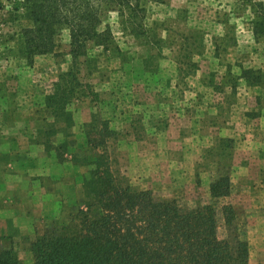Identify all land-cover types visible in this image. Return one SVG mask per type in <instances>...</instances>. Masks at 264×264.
<instances>
[{
  "label": "rangeland",
  "instance_id": "1",
  "mask_svg": "<svg viewBox=\"0 0 264 264\" xmlns=\"http://www.w3.org/2000/svg\"><path fill=\"white\" fill-rule=\"evenodd\" d=\"M14 1L0 0V246L32 264L30 243L85 207L87 167L73 157L89 153L86 132L106 120L120 183L182 209L231 204L248 264H264V34L251 22L264 26V0L253 1L263 11L244 0H144L143 35L109 11L107 43L73 60L63 29L54 53L31 65L17 51ZM69 71L79 85L67 125L44 99ZM226 174L229 197L212 200L210 184Z\"/></svg>",
  "mask_w": 264,
  "mask_h": 264
},
{
  "label": "trees",
  "instance_id": "2",
  "mask_svg": "<svg viewBox=\"0 0 264 264\" xmlns=\"http://www.w3.org/2000/svg\"><path fill=\"white\" fill-rule=\"evenodd\" d=\"M142 1L15 0L11 20L20 24L19 57L31 65L37 56L52 55L63 29L68 31L71 58L84 56L88 43L99 46L110 40L109 25L99 30L109 11H116L132 23V32L143 35ZM244 1L263 11L260 2ZM251 22L255 36L264 34L262 22ZM250 74L242 71L247 81ZM78 85L72 71L60 74L44 99L53 117L67 125L72 122V88ZM95 130L91 127L86 132L89 153L73 157L74 164L87 167L82 182L85 207L68 224L54 223L30 243L32 264H248V242L231 204L212 202L182 209L174 200L155 198L151 191L132 190L110 169L105 139L113 133L108 122L102 120ZM230 193L228 174L210 184L212 200ZM219 224L226 231L224 237L218 234ZM0 264H22L12 245L0 246Z\"/></svg>",
  "mask_w": 264,
  "mask_h": 264
}]
</instances>
